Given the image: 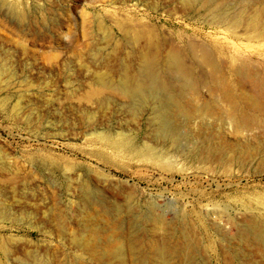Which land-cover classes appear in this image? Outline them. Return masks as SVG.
Masks as SVG:
<instances>
[{"label": "rangeland", "instance_id": "1", "mask_svg": "<svg viewBox=\"0 0 264 264\" xmlns=\"http://www.w3.org/2000/svg\"><path fill=\"white\" fill-rule=\"evenodd\" d=\"M7 3L15 12L0 0V57L14 72L0 94L10 103L8 111L0 106V148L15 179L9 183L8 172L0 171V207L10 213V219L0 216L2 264H121L117 249L125 253L124 264H264V110L237 134L236 106L222 93L228 86L216 83H237L231 65L263 76L264 38H253L248 27L202 18L203 10L191 13L181 0ZM16 11L31 21L18 22ZM123 29L153 32L164 44L161 56L179 47L199 81L187 90L195 114L190 124L181 119L183 138L176 145L154 143L169 153L161 163L121 155L92 142L91 134L123 131L151 144L155 107L134 113L121 98L105 105L80 100L94 74L118 80L123 63L137 71L133 50H145L146 43L128 44ZM181 37L204 43L196 58ZM206 48L217 68L200 64ZM175 81L173 92H179L183 85ZM250 84L245 90L254 91ZM18 101L20 109L13 110ZM203 123L209 137L205 133L202 145ZM85 182L98 191L94 205L83 201ZM198 211L205 230L195 224ZM91 239L94 246L86 244Z\"/></svg>", "mask_w": 264, "mask_h": 264}, {"label": "bare ground", "instance_id": "2", "mask_svg": "<svg viewBox=\"0 0 264 264\" xmlns=\"http://www.w3.org/2000/svg\"><path fill=\"white\" fill-rule=\"evenodd\" d=\"M181 1L183 2L182 4L184 5V7L190 10L191 13L193 11L197 13L199 9L200 11L203 10V12L201 13L202 18H204L205 15H210L215 22L216 21H219V23L229 22L232 28L242 27V26L244 28L248 27L247 29L249 31L250 28L252 32L251 35L253 36V38H264V0H253V2L252 0L251 1L249 0L250 2L249 3L246 2L245 6L240 5L241 0H181ZM256 2L259 4L258 5L259 7L256 6L257 8L254 7L255 6L254 4H256ZM1 3L3 4V7L7 8V10H9L10 12L11 11L15 12L14 6L9 5L7 3V0H1ZM252 6L256 9H254ZM15 15L18 22L20 23L31 21V18L28 15V13H25L24 11L23 12L16 11ZM96 25L101 30H105L102 21L100 19H98V23ZM123 33L126 42L128 44L141 43L142 41L146 43L145 50L144 49L133 50L135 54L134 56H136V59L138 60V67H136L137 71L135 72L129 71L128 69L129 65H127V63L126 64L123 63V65L121 66L123 72L120 73V77L118 80L112 79L110 73L98 72L94 75L92 74L93 75L91 77L92 80L89 81L90 85L88 87H84L85 92L80 97V100L87 104L97 101L100 102L101 105H105L114 99L121 98V100L124 101L125 104L131 108L130 111L134 113H139L140 111L145 110L146 108L155 107L154 108L155 117L151 122L152 125L154 126V131L151 133L152 137H154V140L151 139L152 141L151 144L147 142L142 144L137 138L138 135L137 136L130 135L123 131H118L117 134H114L111 133L110 130L104 129L102 131L97 130L91 132V134L94 135V137L92 138V142L96 144L99 143V145L101 144L102 146L108 148H112L115 151H118L121 155L142 157V158L146 157L153 161L161 163V159L165 157L166 154L169 153L167 151H163L162 150L163 148L158 149L157 147H155L154 143L163 141L164 145L166 143L176 145L183 138V136L181 135L182 133L181 128L183 125L181 123V119L183 118V120L186 123L188 122V124H190L193 114H195V110L188 105L187 90L190 89V87H192L193 84L197 86L199 84V81L197 80L196 77H194L192 70L189 69V66H187L185 61L186 58L184 59L185 56L183 57L182 55L183 51L181 52L179 47H178L179 49L173 47L172 49H169V51L166 52L167 53L166 55L161 56L162 54L161 46H163L164 44L161 43L160 40H157L153 32L151 31L145 32L137 29L134 31L123 29ZM194 38L195 37H193V39ZM248 38L251 39L250 36H248ZM180 39L186 41L188 50L193 55V58L197 56L196 55V52H198L197 46L199 45L200 47L204 44L203 43L202 45H200L201 44L199 43L200 41H198L199 43L198 44L196 42L197 41L196 38H195L196 41H194L195 39L191 40L192 38L190 37H189V41L187 39H183V37H181ZM203 47L204 46H202V48ZM210 52L206 48L205 51H203L204 53L203 60L205 62L202 61L203 63L202 62L199 63L209 64V66L212 65L214 68H217L218 65H216L217 63L215 61H213L212 53ZM229 67H230L229 69L230 73L234 76L235 78L234 81L237 83L235 84H230V82L227 83L226 78L220 80L217 79L216 83L219 82V84H225L228 86L224 88L222 93L223 96H226V98H229L231 101H233V103L236 106L233 118L237 124L236 132L237 134H240V132H242V129L246 127L249 124V122L252 120L251 117L253 115H256V113H261L264 110V75L262 76V73L261 74L254 73L255 71L252 72L249 71V69L246 70V68L243 67H242L243 69L237 68L233 65ZM247 67L250 68L249 66ZM13 72L7 68V66L2 62L0 57V85H2L0 87V94L2 93L3 90L7 89L9 85H11L13 80ZM174 80L178 81L179 84L183 85V87L181 86L182 89L178 90L179 92H173L176 86L174 85ZM250 83L253 84L254 91L253 90L249 91L248 89H247L248 91L245 90L247 84ZM237 91H239V93ZM0 106L4 111L9 110L10 103H9L8 95L3 97H1L0 95ZM20 107H21V101H18L17 104L13 107V110H19ZM86 113L87 112H85V114ZM88 126H89L88 128L90 127H92V129L95 128V125H93L92 123H89ZM199 132H200L199 133L200 136L203 138L201 142L203 145L207 141V137H209L206 125L204 123L200 125ZM202 145L198 146V149L199 147H202ZM238 147L240 148L245 147L255 150H262L263 148L262 144L254 148V147H250V145L241 144V143H239ZM3 154L4 153L1 151L0 148V171H2L3 173L5 172V174L7 171L10 177L8 179V182L9 181L13 182V180L15 179L12 173L14 169H11L12 172L9 171L10 168L8 167L7 162L6 164L4 163L5 161L3 162ZM95 154L100 156L99 152H95ZM198 155L199 153H195V154L190 153L189 157L192 160H196L198 158ZM33 160L36 159L33 157ZM160 166L163 170L170 172V170L167 167L163 166V164H161ZM11 173L12 176L10 175ZM7 175L5 176L7 177ZM17 175L19 174L17 173ZM3 178L1 180L6 179ZM83 185H84L83 191L86 194L85 197L83 198V201L88 205H92V204L94 205L95 204L94 202L99 201L98 198L96 197L98 191H96V189L91 187L87 182H85V184ZM103 204L105 203L103 202ZM1 205H2L0 207L1 218L10 219V213L8 209L6 208V206H4V204L1 203ZM107 205L109 208L110 205L109 204ZM113 209H115V207ZM197 213H198V218L196 219L195 224L200 225L201 229H204V227L206 228L205 223L202 222L203 219L200 216L201 212L198 211ZM252 228L254 230L263 229L258 225H253ZM93 232L96 235H98L97 230ZM262 235H264V233H262ZM78 242L85 245L84 241H78ZM86 244L88 246H94V240L91 239ZM208 248L213 250L214 245L212 242H209ZM187 251L188 253H191L190 255H193L192 249L190 247L188 248ZM3 253L5 255L8 254L5 250ZM115 255L121 260V264H124V261L126 260L124 251L121 249L120 250L117 249ZM163 256L167 257V253L163 252ZM0 264H2L1 259H0ZM39 264H47V263L42 261ZM160 264H168V261L164 260Z\"/></svg>", "mask_w": 264, "mask_h": 264}]
</instances>
